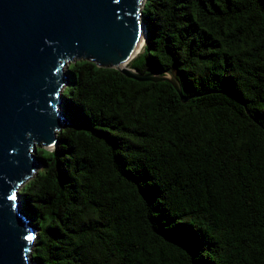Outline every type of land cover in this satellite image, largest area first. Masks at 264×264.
I'll list each match as a JSON object with an SVG mask.
<instances>
[{"label":"trees","instance_id":"16d2710c","mask_svg":"<svg viewBox=\"0 0 264 264\" xmlns=\"http://www.w3.org/2000/svg\"><path fill=\"white\" fill-rule=\"evenodd\" d=\"M138 82L81 59L20 189L34 264H264V0H145Z\"/></svg>","mask_w":264,"mask_h":264},{"label":"water","instance_id":"95a60500","mask_svg":"<svg viewBox=\"0 0 264 264\" xmlns=\"http://www.w3.org/2000/svg\"><path fill=\"white\" fill-rule=\"evenodd\" d=\"M145 0H0V264H34L36 230L19 191L67 125L66 69L86 59L138 82H168L175 71L140 74L129 64L146 44Z\"/></svg>","mask_w":264,"mask_h":264},{"label":"bare ground","instance_id":"6f19581e","mask_svg":"<svg viewBox=\"0 0 264 264\" xmlns=\"http://www.w3.org/2000/svg\"><path fill=\"white\" fill-rule=\"evenodd\" d=\"M143 45H144V43H143ZM143 45L141 46L142 49H143Z\"/></svg>","mask_w":264,"mask_h":264}]
</instances>
